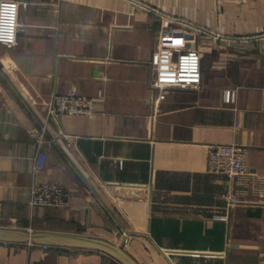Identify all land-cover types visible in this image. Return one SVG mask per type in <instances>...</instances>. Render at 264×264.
<instances>
[{"label":"crops","instance_id":"obj_1","mask_svg":"<svg viewBox=\"0 0 264 264\" xmlns=\"http://www.w3.org/2000/svg\"><path fill=\"white\" fill-rule=\"evenodd\" d=\"M18 1L16 43L0 44V234L102 238L132 264H264V0ZM175 47L199 50L200 82L154 94L152 56L170 65ZM71 91L92 109L47 118ZM213 143L241 145L243 172H209ZM47 181L65 206L28 204ZM35 243L0 238V264H125Z\"/></svg>","mask_w":264,"mask_h":264},{"label":"built area","instance_id":"obj_2","mask_svg":"<svg viewBox=\"0 0 264 264\" xmlns=\"http://www.w3.org/2000/svg\"><path fill=\"white\" fill-rule=\"evenodd\" d=\"M18 0H0V44L11 47L16 43L17 32L21 28L19 20ZM167 23V29L170 31ZM191 25V24H189ZM175 52L174 62L163 65L161 55L156 52L151 59L152 72L149 78V87L155 94L160 90L179 87H195L200 82V53L195 47L173 48ZM233 93L226 90L224 98L226 101L232 99ZM92 100L82 97L71 91L68 93H54L47 118L56 119L60 114H83L92 109ZM38 143L42 136H38ZM43 153L37 150L32 168L39 169L43 166ZM245 169L244 148L237 143H213L208 147L207 170L212 173L223 174L227 177L239 175ZM28 204L31 206H65L68 203L67 189L56 182H33L29 186ZM234 200V198H231ZM215 219L226 220L224 215H216ZM128 234L122 232L120 241L125 244ZM35 245V242L28 241ZM44 249L47 245L42 246Z\"/></svg>","mask_w":264,"mask_h":264},{"label":"water","instance_id":"obj_3","mask_svg":"<svg viewBox=\"0 0 264 264\" xmlns=\"http://www.w3.org/2000/svg\"><path fill=\"white\" fill-rule=\"evenodd\" d=\"M48 237H58L62 239L71 240L76 242L78 245L92 246L100 250L108 252L115 257H117L121 262L125 264H132L128 257L123 253V251L118 247L112 244L111 242L104 240L102 238L83 236L77 234H64V233H51V232H18L16 235L4 236L0 234V238H9V239H18V240H27L36 242L43 238Z\"/></svg>","mask_w":264,"mask_h":264}]
</instances>
